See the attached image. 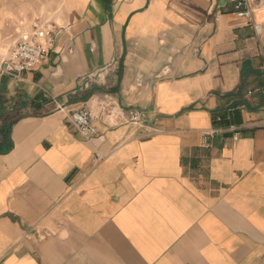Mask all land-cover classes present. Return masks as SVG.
Returning <instances> with one entry per match:
<instances>
[{
    "label": "crops",
    "instance_id": "crops-1",
    "mask_svg": "<svg viewBox=\"0 0 264 264\" xmlns=\"http://www.w3.org/2000/svg\"><path fill=\"white\" fill-rule=\"evenodd\" d=\"M64 21L41 67L0 63V264H264V3L248 23L224 0H72Z\"/></svg>",
    "mask_w": 264,
    "mask_h": 264
},
{
    "label": "built area",
    "instance_id": "built-area-1",
    "mask_svg": "<svg viewBox=\"0 0 264 264\" xmlns=\"http://www.w3.org/2000/svg\"><path fill=\"white\" fill-rule=\"evenodd\" d=\"M233 3L234 13L237 17L251 22L254 8L264 3V0H224ZM255 28L258 26L254 25ZM54 29L34 21L28 30L19 31L10 41L8 55L2 61L4 70L11 74H19L23 71L33 70L41 67L49 53L53 43ZM2 69V65L0 66ZM94 75L81 79L84 87L93 82ZM96 106L99 116L106 115L110 119H116L119 107L110 99L104 96L96 99ZM135 118V117H134ZM70 126L84 139H90L98 135L94 125V116L87 102L74 110L68 115ZM152 131H146V136Z\"/></svg>",
    "mask_w": 264,
    "mask_h": 264
},
{
    "label": "rangeland",
    "instance_id": "rangeland-1",
    "mask_svg": "<svg viewBox=\"0 0 264 264\" xmlns=\"http://www.w3.org/2000/svg\"><path fill=\"white\" fill-rule=\"evenodd\" d=\"M72 0H0V63L8 55L10 41L34 21L56 29L65 23Z\"/></svg>",
    "mask_w": 264,
    "mask_h": 264
}]
</instances>
